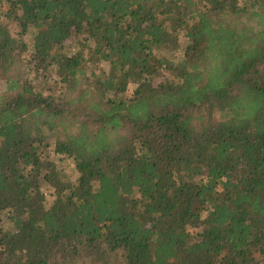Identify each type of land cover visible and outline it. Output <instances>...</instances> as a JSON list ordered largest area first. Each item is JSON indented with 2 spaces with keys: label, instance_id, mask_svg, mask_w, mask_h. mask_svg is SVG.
Returning <instances> with one entry per match:
<instances>
[{
  "label": "trees",
  "instance_id": "obj_1",
  "mask_svg": "<svg viewBox=\"0 0 264 264\" xmlns=\"http://www.w3.org/2000/svg\"><path fill=\"white\" fill-rule=\"evenodd\" d=\"M1 80L0 264H264V0H0Z\"/></svg>",
  "mask_w": 264,
  "mask_h": 264
},
{
  "label": "rangeland",
  "instance_id": "obj_2",
  "mask_svg": "<svg viewBox=\"0 0 264 264\" xmlns=\"http://www.w3.org/2000/svg\"><path fill=\"white\" fill-rule=\"evenodd\" d=\"M5 6H7V4H5ZM67 43H68V48L70 50L71 49L74 50L75 41L74 40H69ZM171 54L175 55L176 53H171ZM180 54H181V51L179 50L177 52V55H180ZM30 73L33 74V71L30 70ZM36 75H38V74H36ZM48 76H53V80L56 78L57 75H56L54 67H51L48 70H42L41 74H39L38 77L42 80L43 77H45V78L47 77L48 78ZM1 81L2 82H1L0 88L2 89L5 86V81L4 80H1ZM51 84L53 85V88H54V86L56 88L58 87L56 82L48 81V80L46 81V87H49ZM135 86L136 85L134 83H131L130 86H129V90L133 91ZM48 90H50V89H45L46 92ZM50 157L57 161V164H58V167L60 169V172L64 175L65 179H68L70 181H74L77 178L78 170H77L75 162H74V160L72 158H69V157H66V156H63V155H59V154H56L54 152H51ZM47 192H48V197L49 198H53V195L50 193L51 191L48 190ZM5 227H10L9 221H5Z\"/></svg>",
  "mask_w": 264,
  "mask_h": 264
}]
</instances>
